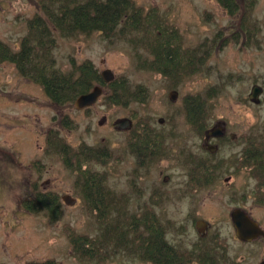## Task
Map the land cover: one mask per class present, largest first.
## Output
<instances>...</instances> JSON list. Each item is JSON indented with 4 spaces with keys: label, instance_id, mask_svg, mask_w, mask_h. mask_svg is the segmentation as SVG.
Instances as JSON below:
<instances>
[{
    "label": "rangeland",
    "instance_id": "rangeland-1",
    "mask_svg": "<svg viewBox=\"0 0 264 264\" xmlns=\"http://www.w3.org/2000/svg\"><path fill=\"white\" fill-rule=\"evenodd\" d=\"M244 1L236 0L238 8L228 14L216 0H133L144 14L149 11L151 18L155 15L168 30L175 31L182 51H196L191 75L181 80L140 69L141 62L153 57L128 40H109L97 33L75 38L56 36L55 69L68 72L72 60L76 65L90 62L99 75L109 70L114 80H125L127 94L141 91L142 97L128 98L125 107L108 104L112 91L101 85L102 96L89 109L60 107L48 99L41 87L20 76L12 64L0 63V264H97L80 262L73 255L68 231L90 241L100 239L105 227H100L95 215L86 210L76 179L78 172L65 166L59 148L49 145V132L70 148L71 155L78 153L81 146L106 149L109 158L105 164L90 161L83 168L106 174L105 187L114 198L112 224L124 216L138 217L143 205L149 204L155 186L163 192L155 211L165 242L179 250L194 247L197 235L189 225L192 218L199 217L198 211L191 212L198 204L196 196L184 191L186 171L181 161L186 156L180 155V150L198 156L201 142L188 123L183 102L187 97L201 96L206 101V126L224 121L238 139L226 143L219 153L218 159H229L224 165L227 170L220 172L223 174L218 187L211 185L202 191L207 200L225 192L222 180L236 166L233 159L248 141L246 133L264 132V0H253L252 7H246ZM39 2L0 0L1 43L14 51L19 48L28 31L27 21L39 13ZM205 49L211 50L207 51L210 57L205 58ZM196 57L202 60L201 69ZM255 86L261 89L258 103L249 99ZM169 93H177L176 98L170 100ZM122 100L117 96V101ZM103 116L106 122L100 126ZM123 118L134 122L135 131L146 125L153 128V134L164 136L163 150L150 168L138 166L128 149L129 135L112 128L113 122ZM37 162L40 167L34 165ZM161 172L164 177L159 176ZM256 181L236 173L230 190L238 206L251 209L264 224V206L257 201L262 189L256 187ZM33 184L38 191L58 196L62 210L59 220L23 209L22 200L31 197ZM63 196L75 199L76 204L66 206L61 201ZM227 197L223 196L225 203L218 202L222 208L231 206L226 203ZM109 243L114 245L106 241ZM136 251L133 245L124 244L102 264H150L139 260ZM183 263L196 264L186 259Z\"/></svg>",
    "mask_w": 264,
    "mask_h": 264
},
{
    "label": "trees",
    "instance_id": "trees-1",
    "mask_svg": "<svg viewBox=\"0 0 264 264\" xmlns=\"http://www.w3.org/2000/svg\"><path fill=\"white\" fill-rule=\"evenodd\" d=\"M216 2L228 14H234L238 8L236 0H216ZM243 3H246V7H252L253 0H246ZM38 11V14L27 21V34L20 40L19 48L16 51L0 42V63L12 64L20 76L41 87L48 99L60 107L73 105L79 95L88 93L95 85L107 86L112 91V95H109L106 100L111 105L119 104L125 107L128 104V98L132 100L140 98L142 95L141 91L127 94L124 79L119 78L118 82L115 79L113 82L105 84L88 61L76 65L71 60V69L66 73L55 69L56 62L53 52L57 47L56 36L75 38L80 35L89 36L97 33L109 40L113 38L128 40L130 44L133 43L135 48L140 46V49L153 57L151 61L141 62L140 69L160 72L165 77L181 80V78L191 75L193 70L196 51L191 49L182 51L175 31L168 30L165 22L156 19L155 15L151 18L152 14L148 13L149 11L144 14L142 7H138L133 0H40ZM137 43L140 45H136ZM223 44L225 43H222L221 46H224ZM207 51L211 52L210 49H205V58L210 57V53ZM196 58L197 67L201 69L202 60H199V57ZM186 61L187 63H185ZM117 96H122L123 100L117 101ZM183 104L189 125L194 127L195 132H200L202 126L207 125L205 120L206 101L201 96L195 95L187 97ZM144 127L146 128H141L144 134L143 139L149 140L151 135L148 131L150 130L146 125ZM129 133L128 149L134 153L135 146L132 141L135 139V127ZM145 134L148 135L145 136ZM160 135L154 134L155 140L152 145L157 155L163 150L161 143L164 136ZM47 141L53 149H60L59 153L65 166L78 172L76 179L81 195H83L85 208L89 213L95 215L100 227H104V223L111 221V205L114 204V198H111L110 192L105 187L106 174L91 171L89 167L83 168V166L85 164L88 166L90 161L95 164H105L109 158L106 149L81 146L78 153L71 155L70 148L63 145L62 140H58L55 134L49 132ZM34 165L40 167L38 162ZM35 185L33 184L30 189L31 197L26 196L22 200L23 209L35 215L43 213L51 220H59L62 210L58 196L38 191ZM147 208L148 206L144 208V215L140 220L143 221L146 232L139 230L140 226L136 216H124L122 219H118L116 224L119 221L125 222L123 227H128V235H132L130 242L149 252V248H151L149 233L151 231H149V209ZM109 226L104 229L100 239L90 241L86 236L69 230L68 240L72 246L73 255L77 256L80 262L86 260L102 264L104 258L102 257L101 243L111 241L117 230L116 227ZM126 235L127 232L124 230L116 243H124ZM160 236V233L156 235L160 244L155 245L154 251L158 255L157 261L160 264H168L169 262H165L170 260V252H166L165 243Z\"/></svg>",
    "mask_w": 264,
    "mask_h": 264
},
{
    "label": "flooded vegetation",
    "instance_id": "flooded-vegetation-1",
    "mask_svg": "<svg viewBox=\"0 0 264 264\" xmlns=\"http://www.w3.org/2000/svg\"><path fill=\"white\" fill-rule=\"evenodd\" d=\"M132 121V120H131ZM163 120L160 119L158 123H162ZM134 122L132 121V128L134 127ZM145 126V125H144ZM142 126V128H146ZM218 126V127H217ZM214 127V133L210 130ZM217 127V128H216ZM148 131L151 138L149 140L143 139L142 130H137L134 133V146L135 151L131 154L138 161V166H145L150 168L155 161L158 159L159 154L155 152V148H152L154 142V134L152 133V127H148ZM216 129L218 130L216 132ZM229 127L223 121H217L215 126H202L200 132H196V136L201 142V153L198 156H190L184 149L180 150V155L185 153V160L181 161V166H183L186 171L185 173V189L187 193L196 196L197 206L195 210L191 212L198 211V218H192L190 222V230H194L197 235V241L194 247L190 250L186 249H176L171 248L164 240V231L161 224L158 221V216L155 211L156 206L159 203V197L163 196V192L157 189L155 186L151 191L149 197V204L143 205L141 213L138 215V224L140 226L139 230L144 231L143 221H140L144 215V208L148 206L149 209V233L151 248L149 252L138 247L137 244L130 242L128 239V227H123L125 222L119 221L117 224H112L111 221L104 223L106 229L111 226L116 227L115 234H113L111 242L113 246L109 243H103L102 247V257L104 258L103 263L112 259L114 257V252L119 249L124 244H131L136 247L138 259L141 261L148 262L150 264H160L158 260V255H156L154 248L158 243L156 235L161 234V240L165 243L164 248L166 252H170V260L168 259L165 263L168 264H184V260L189 263V261L196 262V264H261L264 261V224L260 219H257L255 213L251 209H245L242 206H238L236 203V198L230 188L233 186L236 173H241L243 176H247L248 179L256 178V187L261 188V195L257 198L259 200L258 204L264 206V132L262 133H246L248 135V141L245 142L244 148L238 153L236 161V166H233V170L230 174L223 178V193L221 197L213 196V199L207 200L202 191L210 187L211 185L219 186V178L222 176L224 170V165L227 164L226 160L229 159H218L219 153L225 148L226 143L237 142V137L228 131ZM131 131V130H130ZM130 131H124V134L130 135ZM146 133V132H145ZM255 134V135H254ZM148 134H145V136ZM182 147V146H181ZM232 159L230 162H233ZM225 169L224 171H226ZM223 171V172H224ZM159 176L164 177L163 172ZM166 180L164 182H167ZM218 182V183H217ZM227 204L230 207L223 208L219 205V201L223 200V196H227ZM230 200V201H229ZM225 203V201H224ZM240 224L242 229L251 233L248 237H240L237 234L236 222ZM159 222V223H158ZM121 223V224H119ZM107 225V226H106ZM120 226L121 229H118ZM183 229H187L183 227ZM124 230L127 232L126 237H124V243H116L120 238L121 233ZM146 232V231H144ZM132 239V235H130ZM160 244V242L158 243ZM113 250V251H112ZM95 262V261H92Z\"/></svg>",
    "mask_w": 264,
    "mask_h": 264
},
{
    "label": "water",
    "instance_id": "water-1",
    "mask_svg": "<svg viewBox=\"0 0 264 264\" xmlns=\"http://www.w3.org/2000/svg\"><path fill=\"white\" fill-rule=\"evenodd\" d=\"M102 81L105 84H109L114 80V76L113 74L109 71V70H104L101 72L100 74ZM261 89L257 86L253 87L251 89V93L249 95V99L252 100L255 103H258V95L260 94ZM102 96V87H100L99 85L94 86L91 91H89L86 94H82L79 95L73 102V106L76 110H83L86 108H90L92 107L97 100ZM177 96V93H169V99L170 100H174ZM104 122H106V117L103 116L101 117L100 121L98 122V125H102ZM132 127V122L130 119L128 118H123V119H119L115 122L112 123V128L115 131H128L130 130ZM215 129H211L210 132L214 133ZM218 130L216 129V132ZM61 201L66 205V206H74L76 204L75 199L71 198L70 196H63L61 198ZM236 229H237V234L240 237H248L250 236L249 234H251L250 232L247 233L245 232L242 227L240 226V224L238 223V221L236 222ZM54 264H60V263H54ZM264 264V261L261 263Z\"/></svg>",
    "mask_w": 264,
    "mask_h": 264
}]
</instances>
